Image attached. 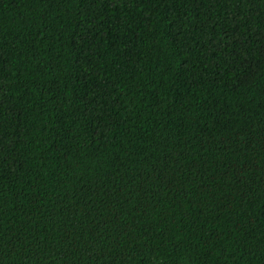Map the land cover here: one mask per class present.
Listing matches in <instances>:
<instances>
[{"label": "trees", "instance_id": "1", "mask_svg": "<svg viewBox=\"0 0 264 264\" xmlns=\"http://www.w3.org/2000/svg\"><path fill=\"white\" fill-rule=\"evenodd\" d=\"M0 264H264V0H0Z\"/></svg>", "mask_w": 264, "mask_h": 264}]
</instances>
